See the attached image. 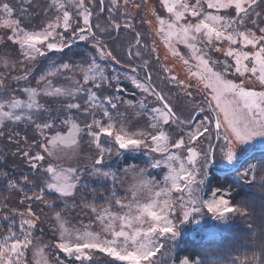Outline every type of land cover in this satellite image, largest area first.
<instances>
[{"label":"snow or ice","instance_id":"1","mask_svg":"<svg viewBox=\"0 0 264 264\" xmlns=\"http://www.w3.org/2000/svg\"><path fill=\"white\" fill-rule=\"evenodd\" d=\"M158 2L163 14L146 0H48L34 26L32 0H0V47L12 46L0 51V137L9 124L33 133L7 134L10 155L28 170L0 167V264H99L101 255L104 264H264V0ZM140 12L150 36L189 69L195 61V84L162 65L183 106L153 81L145 56L158 48L155 38L144 42ZM122 31L131 39L121 40ZM76 41L91 54L56 55ZM121 53L124 73L112 67ZM123 79L140 99L121 95ZM128 152L147 157L144 165L114 167ZM216 165L257 190L258 217L255 201L237 200L231 186L210 188ZM237 219L258 241L251 255H177L185 225L214 238Z\"/></svg>","mask_w":264,"mask_h":264},{"label":"trees","instance_id":"2","mask_svg":"<svg viewBox=\"0 0 264 264\" xmlns=\"http://www.w3.org/2000/svg\"><path fill=\"white\" fill-rule=\"evenodd\" d=\"M48 0H32L30 10L32 13V18L30 23L32 25L40 24L42 20V11H40L46 4ZM5 30L0 29V36H3ZM0 51L12 52V46L9 45L7 49L0 47ZM92 49L90 44L83 41H76L70 49H66L63 54L57 53V56H62L64 59L78 60L82 55L91 54ZM42 62L37 66L36 75H39L40 70L46 65L47 61L41 58ZM15 82L12 83L13 86ZM22 84V83H21ZM125 90L131 91L129 85H124ZM123 87V90H124ZM18 129L23 130L24 134H33L31 129H24V127L18 126ZM5 154L6 152L10 153L14 151V148H9L7 144L5 145ZM127 160L125 161L124 156L120 157L119 160L121 163H136L138 165L143 164V158H140L138 155L125 153ZM4 158V154L2 155ZM11 155H5V159H0V167H3L9 171H16V174H19V168H22L25 172L28 170L26 165H23L21 161L12 158ZM19 161V162H18ZM119 162V163H120ZM255 163L256 161H252ZM119 164L113 161V164ZM13 165H18L19 168L13 169ZM210 188L220 187V186H231L232 195L235 196L237 200L246 199L255 201L257 217L260 213V204L259 194L256 189L250 188L247 185L241 184V182L235 177V175H230L227 173H219L215 169H211V176L209 177ZM210 190V189H209ZM256 193V195H252ZM19 197L13 199V203ZM73 214V213H72ZM209 225L213 224L208 222ZM49 234V231H47ZM198 236V237H197ZM184 238L177 244V255H191L193 257L200 256L204 259H224L232 260L233 258L240 257L241 259L247 254L251 255V252L258 247V241L254 243L253 237L246 229V224L237 219L234 221L230 228L217 234L214 238H209L205 235L194 233V229L191 226L190 229L186 232ZM69 264H71V259L69 258Z\"/></svg>","mask_w":264,"mask_h":264},{"label":"rangeland","instance_id":"3","mask_svg":"<svg viewBox=\"0 0 264 264\" xmlns=\"http://www.w3.org/2000/svg\"><path fill=\"white\" fill-rule=\"evenodd\" d=\"M35 1L37 2V0H35ZM146 6H147L148 9H151V8L155 7L158 11L161 12V14H163V10L160 9V7H159L158 0H146ZM42 9L40 11H42ZM131 11H133L135 13L137 10L133 8V9H131ZM42 14H43V12H42ZM104 15L106 16L107 13H105ZM144 15H145L144 12H140V14L136 16V22L139 25L138 30L141 31L144 34V42L145 43L151 44L152 40L155 38L156 39L157 48H158V52L152 54L151 57H149L147 55L145 56V59H150L151 68L149 70L153 74V81L158 86V89H162L163 92L166 95H168L170 97L179 96V103L181 104V106H183L184 103H185V101L183 99V95L179 92V88H178V86L175 83L168 82V80H167L168 74L163 71L162 65H166L167 67H169L173 71V73L178 76V78L184 79L186 81V83L187 82H191V83L195 84V83H197L196 78L190 75V71L193 72V73L197 71V68L195 67V61H191L190 62L192 66H191V69H189L188 66H185L181 60H179L177 57H175L172 54V50L167 45H165L158 37L150 36L149 33L152 31V29L149 28V26L147 24H141V17L144 16ZM43 19H44V16H42V20ZM152 27L153 28L155 27V23H153ZM113 35H116V34L114 33ZM119 35L121 36V40H123L125 37H128L129 40L131 39V37L128 36V33H126V32L122 31ZM177 47H179L181 49V51L185 52V54H186V49L184 48L183 45H177ZM56 55H58V54H56ZM157 55L159 56L158 60L156 58ZM214 56L219 57L220 54H214ZM119 58L121 59V64H119V65L113 64L112 67H114L120 73H124V72L129 71L130 69L126 66V58L123 56L122 53L119 55ZM220 58H222V57H220ZM133 63H136V61H133ZM143 76H144V73L141 72L140 73V78L143 79ZM246 83L252 84L253 82L251 80H247ZM33 84H34V81H33ZM121 84L123 85V87H124V85H129L130 90H131V91L127 92L125 90V87H124V90L121 92V95H123L125 98H128V99H140L141 92H140L139 89H137L132 84L131 80L123 79V80H121ZM19 86L23 87L24 85L22 83ZM12 87H17V85L14 84ZM202 87H203V85H201V88ZM108 91L110 92L111 90L109 89ZM204 95H205L204 92H198V91L194 90V96H195V99L197 101H202L204 99ZM174 102H176L175 99H174ZM48 103L49 104H54V102H52V101H48ZM19 126L23 127V125H19ZM133 126L135 127L137 125H135V123H134ZM10 130L19 131L22 136L25 135L23 133V130L20 131V129H18V126H15V125L9 124L4 129L5 136L4 137H0V155L4 154V158L3 159H5V155L6 154L8 156H10V153L6 152V154H5V152H4V150H5L4 144L5 145L7 144V146L9 148H14V146L9 145L8 142H7V134H8V132ZM28 135L31 136V134H28ZM128 153L129 154L138 155L140 158H143V164L140 165V166L144 165V162L147 159V157H145L141 153H133V152H128ZM16 159L18 160V158H16ZM124 165L125 164H123L121 162L119 164H116V163L113 164V166L116 167V168H122V167H124ZM213 169H215V171H217V170L222 171V169H221V167L219 165L214 166ZM151 173H152V175L157 176V178H159L158 177V173H159L158 169L151 170ZM130 179H131L130 177L125 178L124 184L120 188V192H121L122 195L124 194V192H125V190L127 188V184L130 182ZM108 186L109 187L111 186L110 182H108ZM17 201H18V199H16L13 204H15ZM78 212H79V209H76L75 211H73V214H72L73 217H76ZM78 219H82L84 221V223H88V217L87 216L81 215V216L78 217ZM206 220L208 222H210V223H213V224L216 223L215 221H212L210 217H206ZM0 223H2V221H0ZM191 226L194 229V233H198L196 231L198 226H196V225H185L184 226V230H183V234H182V236H181V238H180V240L178 242H180L184 238L183 236L186 235V232L188 231V229L191 228ZM41 227H43L45 229V232H44V235H43V239H45L46 241H51L53 237H52V233L48 229L47 225H41ZM47 231H49V234L47 233ZM198 234L203 235L202 233H198ZM99 264H104V258H103L102 255L99 258Z\"/></svg>","mask_w":264,"mask_h":264},{"label":"water","instance_id":"4","mask_svg":"<svg viewBox=\"0 0 264 264\" xmlns=\"http://www.w3.org/2000/svg\"><path fill=\"white\" fill-rule=\"evenodd\" d=\"M216 170H217V169H216ZM217 171H218L219 173H221V174H222V173H225L224 171H219V170H217Z\"/></svg>","mask_w":264,"mask_h":264}]
</instances>
